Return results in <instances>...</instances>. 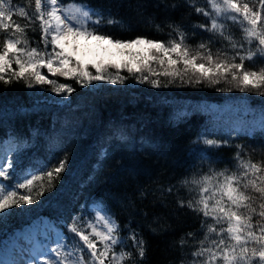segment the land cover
Wrapping results in <instances>:
<instances>
[{
	"label": "snow or ice",
	"instance_id": "6c2138e0",
	"mask_svg": "<svg viewBox=\"0 0 264 264\" xmlns=\"http://www.w3.org/2000/svg\"><path fill=\"white\" fill-rule=\"evenodd\" d=\"M68 3L73 6L66 7ZM160 4L163 0L156 6ZM147 6L148 0H136L134 6L130 5L140 16ZM187 6L205 18L192 26V36L208 34L195 45L189 42V31L172 22L166 24L167 40L144 36L115 38L101 29L120 25L122 21L111 14L106 19L87 0H25L24 3L0 0V33L3 34L0 35V83L10 86L23 81L27 89L35 88L41 93L46 91L44 86H49L55 96L46 100L65 107L71 105L69 98L76 88L53 77L73 80L89 92L102 90L104 84H125L133 78L137 84L147 83L153 88L169 87L176 80L186 86L215 87L223 83L228 87L216 88L217 91L236 89L264 96V0H254L252 4L246 0H187ZM171 7L176 9L177 4ZM228 22L240 26V39L227 30ZM156 28L164 30L160 24ZM29 30L39 31L38 41H30ZM81 38L107 41L117 48L143 44L147 50L146 54L128 53L135 58L137 67L124 64L127 77L119 70L113 75L108 69L115 65H86L77 59ZM246 62H252L253 66H246ZM161 78H166L168 83L162 85ZM232 132H236L235 137L230 132L229 138L198 136L191 142L197 146L193 151L194 161L201 170L206 164L207 171L194 172L180 181L190 195L186 203L180 199L177 204L195 213L201 229L206 231L202 239L187 233L192 239L188 264H264V160L254 161L250 156L245 159L249 155L245 145L236 144L234 167L217 170L215 165L219 161L208 154L210 149L231 146L241 133L248 139L257 133L264 135V107L258 123ZM113 140L122 144L127 137L117 132ZM21 143L26 141L18 137L15 147L6 152L0 150V225L16 215L9 209L31 212L32 209L22 206L37 203L39 197L49 192V198L40 201L37 207L48 204L53 212L49 217L51 228L42 237L37 234L29 249H21L13 254L14 258L0 264H125L126 261L138 264L144 261L145 240L132 227L131 219L121 227L103 200L91 198L81 203L78 211H72L107 158L111 142L100 146L91 173L78 183L77 191L67 193L66 203L61 198L66 194L63 174L69 169L70 153L66 152L51 164L32 165L31 170H26L19 163ZM60 144L57 140V147ZM174 188L175 185H170L161 190V196L172 194ZM144 195L141 191L140 196ZM90 208L95 209V216L90 214ZM64 229L72 235H66ZM125 230L127 236L122 235ZM128 240L132 241L130 246ZM187 242L185 237L180 238L181 246Z\"/></svg>",
	"mask_w": 264,
	"mask_h": 264
},
{
	"label": "trees",
	"instance_id": "16d2710c",
	"mask_svg": "<svg viewBox=\"0 0 264 264\" xmlns=\"http://www.w3.org/2000/svg\"><path fill=\"white\" fill-rule=\"evenodd\" d=\"M24 2L17 0V3ZM87 2L93 9H100L106 19L111 14L122 21L120 25L101 29L115 38L144 36L167 40V22L185 27L189 31V42L193 45L208 35H191L192 26L203 22L205 18L197 15L194 9H189L187 0H163L160 7L156 6L160 0H148L142 16L135 12L134 7H130L134 6L136 0ZM246 2L252 4L254 0ZM173 3L177 4L176 9L171 7ZM164 4H167V8ZM71 6V3L66 4V7ZM14 19L19 20L18 17ZM157 24L164 30L158 31ZM227 30L236 39L242 36L238 24L228 22ZM28 37L30 41H38L40 33L38 30H29ZM91 47L89 51L93 53L107 54L108 60L104 57L106 54L100 55L103 65L117 66L108 69L113 75L119 70L121 75L127 77L128 72L123 67L126 63L137 67L133 56L119 58L103 48L95 50ZM83 55L84 51L80 50L77 56L83 58ZM86 63L98 64L90 60ZM246 66L251 67L253 64L246 62ZM91 70L95 71L94 68ZM53 79L76 88L69 98V107L56 105L51 99L46 100L47 97L55 96L49 86H44L46 91L41 93L35 88L27 89L23 81L10 86L0 83V140L9 136L26 141L20 145L19 156V163L26 170H31L32 165L51 164L66 152L70 153L69 169L63 174L66 194L61 199L65 203L68 200L67 193L77 191L78 183L91 173L100 146L111 142L107 158L96 171L95 179L87 184L72 211H78L79 205L88 198L103 200L121 227L131 219L132 227L145 240V259L138 264H188V249L192 239L187 237V233L192 232L202 239L206 231V228L201 229L195 213L186 207L179 208L177 204L180 199L186 203L190 195L180 181L194 172L207 171L206 164L201 170L199 163L194 161L193 151L197 146L191 142L198 136L216 140L229 138L230 132L235 137L233 129L238 132L241 127L258 123L261 108L264 107L261 104L264 96L241 93L236 89L217 91L216 88L228 87L223 83L215 87L207 84L186 86L176 80L169 87L153 88L147 83L137 84L133 78L126 80L125 84H104L102 90L89 92L73 80L61 77ZM161 83L163 85L168 81L161 78ZM117 132L125 134V143L117 144L113 140V134ZM57 140L61 142L59 147L56 145ZM236 144L245 145L249 154L245 159L250 156L254 161L264 160V135L257 133L254 138L248 139L241 133L231 146L209 150V156L219 161L215 165L217 170L234 167ZM5 183L10 184L11 181ZM170 185H175L173 193H165L162 197L161 190H166ZM60 187L58 184L57 188ZM141 191L145 193L143 197L140 196ZM50 195L45 192L37 203L22 206L32 209L31 212L21 213L16 208L8 210L16 215L0 225V247L16 230L26 228L35 219L49 220L53 212L48 204L42 207H37V204L47 200ZM161 204L165 207L162 208ZM89 212L95 216L92 208ZM153 229L156 231L153 232ZM64 231L66 235H72L67 229ZM122 235L127 236V230ZM181 237L188 241L183 246L180 245ZM127 244L130 246L132 241L128 240ZM125 264L132 262L126 261Z\"/></svg>",
	"mask_w": 264,
	"mask_h": 264
},
{
	"label": "rangeland",
	"instance_id": "374dc122",
	"mask_svg": "<svg viewBox=\"0 0 264 264\" xmlns=\"http://www.w3.org/2000/svg\"><path fill=\"white\" fill-rule=\"evenodd\" d=\"M81 40L82 41H79V45H80V50L84 51V55H83V58H79L77 56V59L81 60L83 64H89V63H86V61L89 62V60L91 62L92 61L98 62V64H101V65L104 64L102 61L103 59H99V58H100V55H103L106 53H104V52L101 54L93 53V52L89 51L90 48H92L91 46H93L95 48V50H98L99 48H103L106 51L111 52L112 54H114L115 56H117L119 58L130 56V55H128V53L134 54V53L139 52L141 54H146V50H147L146 45H138V46H134L132 48H117L111 44H108L107 41H95V40H83V39H81ZM106 56H107V54L104 57H106ZM106 59H107V57H106ZM105 61L106 60H104V62ZM221 110L222 109H220V111ZM46 229H50V227L46 221L35 223L32 226L31 230L28 232V234H26V235L21 234L20 236H17L15 239H13L11 241V243L5 249V251L0 253V261H4V260L14 258L13 254L18 253L21 249H24V250L29 249L31 247L32 239L37 234H39L42 237L43 234L45 233Z\"/></svg>",
	"mask_w": 264,
	"mask_h": 264
}]
</instances>
